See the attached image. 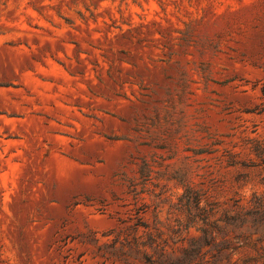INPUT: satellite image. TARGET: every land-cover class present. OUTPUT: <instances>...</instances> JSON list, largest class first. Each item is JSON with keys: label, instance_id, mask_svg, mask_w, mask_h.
I'll use <instances>...</instances> for the list:
<instances>
[{"label": "rangeland", "instance_id": "1", "mask_svg": "<svg viewBox=\"0 0 264 264\" xmlns=\"http://www.w3.org/2000/svg\"><path fill=\"white\" fill-rule=\"evenodd\" d=\"M263 90L264 0H0V264H184L185 186L264 193Z\"/></svg>", "mask_w": 264, "mask_h": 264}, {"label": "trees", "instance_id": "2", "mask_svg": "<svg viewBox=\"0 0 264 264\" xmlns=\"http://www.w3.org/2000/svg\"><path fill=\"white\" fill-rule=\"evenodd\" d=\"M251 141L254 142L251 152L263 164L264 144ZM230 165L236 166L239 163L231 161ZM241 166L250 167L245 164ZM251 166L257 167L259 164ZM152 174L153 170L150 169L148 177L152 178ZM234 207L217 218L216 207L206 202L205 194L194 183L185 186L176 205V209L184 215L182 221H185V224H179L178 241L187 242L189 245L184 251V264H203L208 256L214 261L229 260L254 236L257 237V242L264 243V193H255L244 204L240 199L236 200ZM160 231L161 229L156 228L158 235L148 233V239L155 242L162 234ZM203 248L208 250L202 253ZM164 255L163 253L161 256ZM252 261L254 264H264V249Z\"/></svg>", "mask_w": 264, "mask_h": 264}]
</instances>
